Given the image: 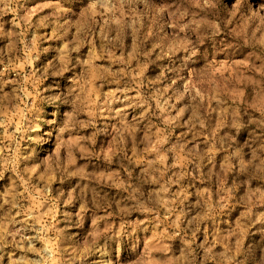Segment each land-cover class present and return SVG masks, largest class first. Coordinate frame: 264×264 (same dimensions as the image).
<instances>
[{"label": "rangeland", "instance_id": "374dc122", "mask_svg": "<svg viewBox=\"0 0 264 264\" xmlns=\"http://www.w3.org/2000/svg\"><path fill=\"white\" fill-rule=\"evenodd\" d=\"M0 264H264V0H0Z\"/></svg>", "mask_w": 264, "mask_h": 264}]
</instances>
